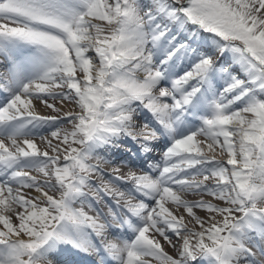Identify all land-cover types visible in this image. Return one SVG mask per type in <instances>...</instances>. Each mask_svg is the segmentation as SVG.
Segmentation results:
<instances>
[{
	"label": "snow or ice",
	"instance_id": "obj_1",
	"mask_svg": "<svg viewBox=\"0 0 264 264\" xmlns=\"http://www.w3.org/2000/svg\"><path fill=\"white\" fill-rule=\"evenodd\" d=\"M0 65V264H264V0H0Z\"/></svg>",
	"mask_w": 264,
	"mask_h": 264
},
{
	"label": "bare ground",
	"instance_id": "obj_2",
	"mask_svg": "<svg viewBox=\"0 0 264 264\" xmlns=\"http://www.w3.org/2000/svg\"><path fill=\"white\" fill-rule=\"evenodd\" d=\"M222 84H224V86L226 87L227 85L222 81ZM33 108H34V110H35V112L38 114V115H41V116H48V115H50L51 113H46V111L47 110H49V111H51V112H53L52 110H50L49 108H47L45 105H44V103H42V102H40V101H33ZM76 110H78V109H76ZM47 134V133H49V132H43V134ZM51 139V138H50ZM38 140H35V142H37ZM5 143H9L8 141H5ZM56 143V141L53 139V144H55ZM37 147L41 150V151H49V154L50 155H52L53 153L51 152V150L47 147V145L46 146H43V145H41V144H37ZM210 154H212V155H216L217 156V158H223V159H226L227 158V154L225 153V154H223V156L220 154V149L218 148V147H216L215 149H214V152L213 153H210ZM34 172H32L31 173V171H30V175H34L35 174V172L36 173H39V177H37V179H43V176H42V174L38 171V170H33ZM123 171L124 172H127V169H123ZM137 174L138 175H140V174H143L142 172H140V171H138L137 172ZM93 178H95V177H93ZM58 195V194H57ZM204 198H208V197H204ZM98 211H100L101 209H97ZM103 210V212H107L108 211V209L107 208H104V209H102ZM169 210L171 211L172 209H171V207L169 206ZM195 211V210H194ZM201 215H203V212H201L200 213ZM187 222V221H186ZM150 235H151V233H149ZM161 244H162V246L165 248V251H167L169 254H171V255H175V253H174V250L171 248V247H165V242L163 241V240H161Z\"/></svg>",
	"mask_w": 264,
	"mask_h": 264
},
{
	"label": "rangeland",
	"instance_id": "obj_3",
	"mask_svg": "<svg viewBox=\"0 0 264 264\" xmlns=\"http://www.w3.org/2000/svg\"><path fill=\"white\" fill-rule=\"evenodd\" d=\"M46 113H53V112H51V111L47 110V111H46ZM165 247H168V246H167V245H165Z\"/></svg>",
	"mask_w": 264,
	"mask_h": 264
}]
</instances>
